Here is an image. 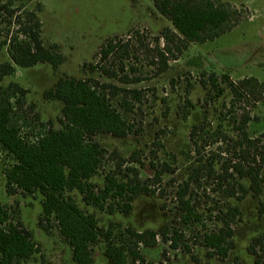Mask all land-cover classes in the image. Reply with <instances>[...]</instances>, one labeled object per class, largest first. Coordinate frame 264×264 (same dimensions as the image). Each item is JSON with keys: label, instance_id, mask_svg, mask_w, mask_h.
<instances>
[{"label": "rangeland", "instance_id": "374dc122", "mask_svg": "<svg viewBox=\"0 0 264 264\" xmlns=\"http://www.w3.org/2000/svg\"><path fill=\"white\" fill-rule=\"evenodd\" d=\"M217 1L230 4L238 12V25L232 31L214 41L189 44L179 59L170 61L169 69L158 76L139 56V60L133 62L138 63L136 65L141 69L138 75L145 80L132 85L84 72L83 66L94 62L100 46L108 38L120 37L126 41L132 31H139L145 43L154 44L155 38L161 37L165 29L173 28L171 22L156 10L155 0L2 2H12V9H19L17 15L24 11L37 12L45 44H58L66 58L57 70L50 64H38L29 69L17 68L13 76L0 80V89L17 83L28 90L27 105L17 118L22 133L36 137L47 131L42 125L51 123L55 129L62 127V103L44 97V93L62 76L81 79L92 74L102 82L147 91L143 104L137 105L128 117L134 127L130 136L120 139L110 134H99L94 138L106 150V156L92 183L100 192L106 184V177L114 173L119 162L116 157L119 156L125 161L122 171L136 168L139 179L151 183V193L140 194L134 200L130 215L121 213L119 209L110 214L107 209L110 201L101 211L87 205L78 191L71 192L70 196L86 214L96 216L102 230L111 228L116 237L127 227L136 231H159L163 227L178 230L183 237L177 249H172L171 244L164 243L161 238L155 248L140 247L146 260L155 264H254L255 257L249 252V247L253 239L264 232V211L261 210L264 185L261 195L255 196L249 191L243 200H239L238 197L226 199L217 193L215 180L203 177L200 181H191L193 171L200 165L210 163L214 158L218 173L221 162L231 157V144L227 141L235 138L234 121H238L244 111L253 117L248 126L250 136L256 138L264 133V103L253 108L246 99L236 100L229 88V83L245 78L264 82V0ZM1 22L0 43L17 30L14 19L3 12L0 13ZM159 44L164 47V40ZM9 61L8 46L0 45V64ZM212 74L218 76L223 95L210 86ZM223 74L229 76L228 82H223ZM29 105L35 106L34 113L38 119L28 112ZM196 125H204V130L196 136L197 148L190 140V133ZM134 153L141 164L133 162ZM12 165V158L0 149V203L11 211V221L21 219L39 246L40 252L24 264H76L72 248L61 236L56 223L53 222L49 232L39 227L43 212L41 196L8 195L4 172ZM166 165L171 171L164 170L159 184L150 182L154 180L157 169L163 170ZM126 174L134 177L132 173ZM187 183V197H192L197 214L202 218L200 222L189 225L181 220L177 196ZM246 186L249 188L248 183ZM232 206H238L242 216L233 226V248L222 260L203 246V236L218 231L221 224L217 222L216 215ZM106 247V242L101 239L93 248L95 264H108Z\"/></svg>", "mask_w": 264, "mask_h": 264}, {"label": "trees", "instance_id": "16d2710c", "mask_svg": "<svg viewBox=\"0 0 264 264\" xmlns=\"http://www.w3.org/2000/svg\"><path fill=\"white\" fill-rule=\"evenodd\" d=\"M2 2L0 0V13L14 19L17 30L0 43L2 47L8 46L10 58L9 62L0 64V80L13 76L17 68L29 69L38 64H50L57 70L66 58L58 44H45L37 12L24 11L22 15H17L19 9H12V2ZM155 6L173 28L165 29L161 37L155 38L154 44L145 43L139 31H132L126 41L120 37L108 38L100 46L94 62L84 64L83 71L115 79L124 85L138 84L145 80L138 75L141 72L136 65L138 63L133 62L139 60V56L158 76L169 69L170 61L179 59L189 44L214 41L238 25V12L233 6L217 0H155ZM161 40L165 42L164 47L159 44ZM92 74L81 79L62 76L44 93L46 99L62 103V127L55 129L51 123L42 125L47 131L36 137L22 133L17 120L18 114L27 105L28 90L17 83L0 89V149L13 160V165L4 172L6 190L9 196L18 193L22 196H41L43 212L39 227L49 232L55 222L61 236L72 248L76 264H95L93 248L101 239L107 245L105 256L108 264H155L146 260L140 247L155 248L161 238L164 243H170L172 249H177L183 237L178 230L163 227L159 231H136L127 227L116 237L111 228L102 230L96 216L86 214L70 196L71 192L78 191L87 205L101 211L110 201L107 207L110 214L119 209L121 213L130 215L134 200L140 194L151 193V183L142 182L136 168L122 171L125 161L119 156L116 157L119 162L114 173L106 177V184L100 192L92 183L106 156V150L94 138L99 134H110L120 139L130 136L134 127L128 117L147 96L145 90L102 82ZM222 77L223 82L229 81L228 75L223 74ZM209 82L215 91L223 95L217 75H210ZM229 88L236 100L246 99L253 108L264 103V82L255 78L229 83ZM28 112L38 119L34 105L28 106ZM252 121L248 111L234 121L236 136L227 141L231 144V157L221 162L218 173L215 169L217 161L213 158L210 163H204L193 171L191 181H200L203 177L215 180L217 187L214 190L226 199L238 197L243 200L249 191L255 196L261 195L264 185V133L251 137L248 126ZM203 130L204 125L192 128L190 140L195 148L199 144L196 136ZM132 160L141 164L136 153ZM164 170L171 171L167 165L163 170L157 169L154 180L150 182L159 184ZM126 173H132L134 177ZM188 191L187 183L177 195L181 220L187 225L202 220L192 197H187ZM261 210L264 211V203ZM241 216L238 206L219 211L216 220L221 224L220 228L203 236L202 244L211 250L210 254L222 260L228 257L233 248V226L241 220ZM11 220V211L0 203V264H24L40 252L39 246L20 218ZM249 252L255 257L254 264L263 263L264 232L253 239Z\"/></svg>", "mask_w": 264, "mask_h": 264}]
</instances>
